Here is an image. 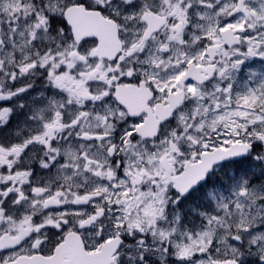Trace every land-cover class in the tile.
I'll list each match as a JSON object with an SVG mask.
<instances>
[{
  "label": "snow or ice",
  "instance_id": "6c2138e0",
  "mask_svg": "<svg viewBox=\"0 0 264 264\" xmlns=\"http://www.w3.org/2000/svg\"><path fill=\"white\" fill-rule=\"evenodd\" d=\"M0 264H264V0H0Z\"/></svg>",
  "mask_w": 264,
  "mask_h": 264
},
{
  "label": "flooded vegetation",
  "instance_id": "af4514ba",
  "mask_svg": "<svg viewBox=\"0 0 264 264\" xmlns=\"http://www.w3.org/2000/svg\"><path fill=\"white\" fill-rule=\"evenodd\" d=\"M259 65H257V67H258Z\"/></svg>",
  "mask_w": 264,
  "mask_h": 264
}]
</instances>
